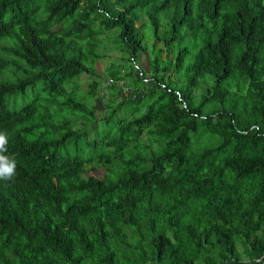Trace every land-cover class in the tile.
<instances>
[{
	"label": "trees",
	"instance_id": "trees-1",
	"mask_svg": "<svg viewBox=\"0 0 264 264\" xmlns=\"http://www.w3.org/2000/svg\"><path fill=\"white\" fill-rule=\"evenodd\" d=\"M0 134V264H264V0H0Z\"/></svg>",
	"mask_w": 264,
	"mask_h": 264
},
{
	"label": "rangeland",
	"instance_id": "rangeland-1",
	"mask_svg": "<svg viewBox=\"0 0 264 264\" xmlns=\"http://www.w3.org/2000/svg\"><path fill=\"white\" fill-rule=\"evenodd\" d=\"M147 30V37L145 38L146 40H150L149 42L152 43V38H153V29L150 27L148 24L144 26ZM152 35V36H151ZM120 37L114 34H102L99 38L98 41L100 43V46L98 50L101 52L102 57L98 58L96 60V65H95V72L91 73H83L80 75L78 78V92H84L85 90H89L93 87V82L96 80L99 83L96 82L97 86L95 88V92L97 94L90 96L89 100L90 103L93 107L96 108V115L98 117L106 115L110 112V106L105 103V101H108L111 95H118L119 89L118 86L121 89V93H126L128 89H131V82H132V75H137L139 72V68L136 67L134 68L133 72L125 75L124 78H121L120 80L116 81V83H111L113 82L112 79L109 77L108 72L109 69H116L120 70L121 72L125 71V68L130 65V62H128V59L125 57V52L120 48L117 47V45L120 42ZM183 43L187 42L185 39L182 41ZM151 47V46H150ZM178 49V48H177ZM146 53V52H145ZM143 52V54H145ZM151 56L154 55V53H150ZM146 58V57H144ZM139 63V66L142 67L143 69L149 66V61H143V59H138L137 60ZM132 66L135 65L134 62H131ZM128 64V65H127ZM180 71V70H179ZM177 70L178 76L180 78L183 77V73L179 72ZM184 72V71H183ZM171 73H174V71H171ZM185 74V73H184ZM186 75V74H185ZM174 76V75H173ZM148 80H152L153 78H148ZM179 83L181 79H177ZM130 83V84H129ZM138 84L143 85V83L138 81ZM132 85V84H131ZM200 88H195V92L198 93ZM93 94V92H92ZM100 94H102V100L100 98ZM90 95V94H89ZM96 118L95 115L88 114L85 119L89 120H94ZM77 121L79 123H83L84 119L79 116L77 118ZM192 146H198L201 143L206 142V131L203 130L201 127L194 130L192 132ZM95 167V165H94ZM100 169L97 168L95 172L97 174L100 173Z\"/></svg>",
	"mask_w": 264,
	"mask_h": 264
},
{
	"label": "clouds",
	"instance_id": "clouds-1",
	"mask_svg": "<svg viewBox=\"0 0 264 264\" xmlns=\"http://www.w3.org/2000/svg\"><path fill=\"white\" fill-rule=\"evenodd\" d=\"M5 138L0 134V149H3ZM15 175V164L8 163L3 157H0V179L10 180Z\"/></svg>",
	"mask_w": 264,
	"mask_h": 264
}]
</instances>
